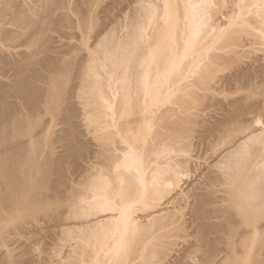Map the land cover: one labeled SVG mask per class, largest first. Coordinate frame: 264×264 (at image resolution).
I'll list each match as a JSON object with an SVG mask.
<instances>
[{
    "label": "bare ground",
    "instance_id": "obj_1",
    "mask_svg": "<svg viewBox=\"0 0 264 264\" xmlns=\"http://www.w3.org/2000/svg\"><path fill=\"white\" fill-rule=\"evenodd\" d=\"M3 1L0 17L12 14L19 29L0 27V34L24 38L30 49L0 56V247L9 248L0 264L33 262L18 259L8 233L27 235L32 249L56 223L60 235L71 236L69 217L82 221L73 228L71 264H264V63H247L258 52L253 46L264 44V0H146L149 32L138 29L140 7L131 19L141 25L125 30L124 45L115 23L82 61L69 57L74 48L57 50L47 32L93 28L92 1L81 0L77 24L72 14L79 5L69 0H32L29 8ZM227 64L232 73L214 74ZM189 73L191 83L184 81ZM214 88L229 96L220 100ZM81 104L86 124L77 188L56 143L77 148ZM217 105L220 116L209 114L213 121L205 122L206 108L214 112ZM198 146L203 157L216 159L197 183L186 182L192 185L186 192L181 182L198 163ZM24 212L32 221L20 228Z\"/></svg>",
    "mask_w": 264,
    "mask_h": 264
},
{
    "label": "rangeland",
    "instance_id": "obj_2",
    "mask_svg": "<svg viewBox=\"0 0 264 264\" xmlns=\"http://www.w3.org/2000/svg\"><path fill=\"white\" fill-rule=\"evenodd\" d=\"M17 1V0H16ZM23 1H27L26 3H24V5L23 4H21V2H23ZM32 0H18V2H20V6L22 5V6H24L25 8H29V7H31L33 4H31L30 2H31ZM84 2H85V5L87 4V6H88V4H89V2H91L92 1V3L90 4V5H92V7H95L94 9V11L93 12H95L94 14L99 18H97V21L98 22H96V19H94L95 20V23H93V28H92V26H91V28H78L77 26H75V27H73V28H69V27H65L64 28V31H63V35L64 36H60V33H61V31L60 32H51V31H48L47 32V35H54V37L56 38V43H55V45H56V49L57 50H62V49H67V50H69V49H71V48H74L72 51H71V54H70V56L69 57H72V56H75V55H80L81 56V61L82 60H84L91 52H94L97 48H98V42H99V40L101 41L103 38H104V36H105V34H106V32H107V34H106V36L109 34V32L111 33V34H113L116 30L118 31H116L117 33V35H118V37H117V39L118 38H120L119 36L122 34V33H124V35L122 34V37H124V38H122V41H121V39H118L119 41H121V43H122V45H124V42L127 40V31H125V30H128L129 29V27L131 26V27H134V25H135V28L137 27V26H140L141 24H138V25H136L135 23H137L138 21L140 22V23H143V26L144 27H142L141 28V26H140V28H138V29H140L139 31L141 32L142 30L141 29H145L146 28V26L145 25H148L147 24V19H146V16H144V14L146 13V12H144V14H143V10H146L147 11V6L149 7L150 6V4H148V1H146V0H143L142 2H144V5L146 6V8H144L143 9V5H141L142 4V2L139 0H114V1H112V0H97V2H95L96 0H83ZM135 1H138V3H141L140 4V6L138 5V4H136V3H133V2H135ZM146 1V2H145ZM157 1V3H158V1L159 0H156ZM17 2V3H18ZM69 2H71L73 5H79V8H78V10H76L72 15H73V19H74V22L77 24L78 22H79V20L81 19V0H69ZM95 2V3H94ZM112 2V3H111ZM116 2V3H115ZM37 3H40L39 1L37 2ZM96 3H99V5L97 4L96 5ZM93 4H95L94 6H93ZM148 4V5H147ZM97 6V7H96ZM129 6H139L138 7V9H137V11H136V8H129ZM89 7H91V6H89ZM128 7V8H127ZM142 9H141V8ZM5 8V4H4V1L2 0H0V11L1 10H3ZM139 8L141 9L140 11L142 12V13H140L138 10H139ZM93 9V8H92ZM135 12H134V11ZM97 11V12H96ZM126 11V12H125ZM127 11H129V13L131 12V11H133V12H131L130 13V15H129V13L127 12ZM139 12V13H138ZM128 13V14H127ZM136 13V15H137V13L138 14H141V15H139V17L138 16H135V15H132V14H135ZM94 15V16H95ZM123 15H129V16H127V17H125V16H123ZM95 16V17H96ZM131 16H135V18H136V21H137V19H138V21L136 22V21H132V20H134V18L132 17V19H131ZM140 16H142V17H140ZM125 17V18H124ZM130 17V18H129ZM138 17V18H137ZM145 17V18H144ZM1 18V17H0ZM6 18V19H5ZM5 18H1L0 19V27H5V29L6 28H8L7 30H16V29H19V28H17V26L16 25H14L13 23H12V21L13 20H11V22H10V19L12 18V14H8V16L7 17H5ZM126 18H127V20H128V18H129V21H125L124 22V19L126 20ZM139 18L141 19H146L145 20V22H143V21H141V20H139ZM130 19H131V21H130ZM123 22H122V21ZM122 22V24H120V23H118L117 24V22ZM147 21V22H146ZM127 22H129V23H131L130 25H129V23H127ZM132 22H134V23H132ZM116 23V24H115ZM127 24V25H129V26H127V25H125V24ZM117 26V28H120L121 26H123V25H125L126 26V28H124V26L123 27H121V28H123V29H115V28H113V27H116L115 25ZM132 24H134V25H132ZM96 25V26H95ZM128 27V28H127ZM131 27H130V29H131ZM111 28H113L112 30H113V33H112V31H111ZM148 28V27H147ZM115 29V30H114ZM129 29V30H130ZM21 30V29H20ZM108 30V31H107ZM110 30V31H109ZM123 30V31H122ZM128 30V31H129ZM148 32H149V30L148 29H146ZM146 30H144V31H146ZM120 32H121V34H120ZM126 32V33H125ZM126 37V38H125ZM3 39V40H2ZM124 39V40H123ZM8 40V39H7ZM26 39H24V38H22V39H19V40H8V41H6V38L2 35V34H0V44H1V41L2 42H4V43H6V45L5 46H2V48H1V50H0V56L2 55V56H4V55H12V54H16V53H22V52H28L29 50L28 49H30V48H28V46L26 45V41H25ZM6 41V42H5ZM98 41V42H97ZM124 41V42H123ZM2 44V45H3ZM121 45V46H122ZM257 45H259V47H257ZM257 45H254L253 47H255L256 48V50L259 48L260 50L264 47V44H262L263 46H261V44H257ZM249 47V46H248ZM243 48V50H247V49H249V50H252V48ZM262 47V48H261ZM122 48V47H121ZM255 48H253L254 50H255ZM257 50L258 52L256 53V52H254L253 50V55L251 54V56H252V58H254V55H256L255 56V58L253 59V60H255V62L256 61H260V60H258L259 58H257V56L258 57H260V59H261V61L262 62H257V63H254V61L252 60V58H251V61H247V59L248 58H250V57H245V58H243V66H246L247 65V63H248V66L250 65V66H252L253 68H255L256 66H257V64L259 65V64H261L262 63V65H263V63H264V53H262L263 51H260V50ZM74 50H76V51H74ZM263 50H264V48H263ZM256 53V54H255ZM259 54V55H258ZM260 54H263V57H262V55H260ZM245 61H247V63L245 62ZM253 61V62H252ZM250 62V63H249ZM252 64V65H251ZM256 66H255V65ZM228 65V64H227ZM229 65H231V64H229ZM227 66L226 67V65H224L222 68H221V70H219V72L217 71V73L215 72L214 74H216V76H223V75H226L225 73H227V74H230V73H232L233 72V66L232 67H230V66ZM230 67V68H229ZM234 67H235V65H234ZM227 68V69H226ZM3 62H2V60H1V58H0V71L1 72H3ZM225 69H226V71H225ZM230 70H231V72H230ZM221 71H222V73H221ZM0 72V73H1ZM230 72V73H229ZM190 75L191 74H193V73H189ZM188 76V77H186L185 78V82H187V80L191 83L192 82V80H194V74L193 75H191V76ZM8 76L9 77H11V78H13V76H12V71H10L9 70V72H8ZM214 76V75H213ZM215 76V77H216ZM221 76V77H222ZM190 77V78H189ZM219 77H216L215 78V81H217V78L219 79ZM220 77V78H221ZM2 78V77H1ZM3 79V78H2ZM5 80H7V78L5 77L4 78ZM243 85H245V84H243ZM70 86H72V82H70V84H69V87ZM215 87V86H214ZM216 88V87H215ZM214 88V90H216ZM218 89H220V88H218ZM213 90V91H214ZM221 90V91H220ZM219 91L218 90H216V91H218V92H220V94L218 95L217 93L218 92H216V98L218 99L219 97H217V95L218 96H220V100H222L221 98H223V97H225V96H223V94H225L226 96H229V92H226V93H224L223 92V89H220ZM245 91V89L243 88V92ZM215 92V91H214ZM221 94H222V96H221ZM231 96V95H230ZM224 99V98H223ZM218 106V108L217 107H215L214 108V112H220V111H218L219 110V108H221V106L220 105H217ZM220 106V107H219ZM83 105L81 104V105H77V110H78V113L80 114L79 115V117L77 118V120H78V123H79V131H80V135H79V137H78V139H79V144L77 145V148L76 149H73L71 146H70V144H69V140H65V141H63V142H58V143H56V145H57V150L59 151V152H64V154H65V156H66V158H65V162H64V173H65V175L66 176H68V178L69 179H72L73 180V182H74V185L77 187V188H81V132L83 131H85V124H86V120H84L85 118H84V109H83ZM210 107V106H209ZM209 107H207L206 108V110L207 111H205V110H203V111H201V112H199L200 114H204L203 112L205 111V114L201 117L202 119H204L205 120V122L207 121V122H209L211 119H210V117L212 118V117H218V115L220 116V113H215L214 114V112L212 111L213 110V105H211V107H210V109H212V110H210L209 109ZM216 109H218L217 111H215ZM221 110V109H220ZM212 113V115H211V113ZM65 113V112H64ZM210 114V117H208V115ZM207 115V116H206ZM204 116L206 117V118H204ZM208 117V118H207ZM263 117H264V114H263ZM263 117H261V119H263V121H264V118ZM201 118H200V121H201ZM214 119H216V118H214ZM209 120V121H208ZM211 121H213V119L211 120ZM263 121H260L261 123L263 122ZM202 122V124H203V120L201 121ZM201 122H200V124H201ZM204 122V123H205ZM260 122H256V124L257 123H259L258 124V126L256 125V127H259V125L261 124ZM201 124V125H202ZM262 124H264V122L262 123ZM61 127H63L62 125H59V126H56V127H52V129L54 128V130H56V131H58ZM199 127V126H198ZM260 127H264V125H260ZM259 129V128H258ZM86 134H88V133H86ZM88 138H87V137ZM91 136V137H90ZM83 138L84 137H86L85 139H90V140H92V141H95L94 139H91L92 138V135L91 134H88V135H85V136H82ZM62 138H65L64 136L62 137ZM227 138H229V141H230V137H227ZM226 138V141H228V139ZM68 139V138H67ZM195 139H197V138H194V141H196ZM199 139V138H198ZM198 139H197V144H198ZM96 142V141H95ZM95 142H93V143H95ZM196 142L194 143V144H196ZM195 146H197V145H195ZM224 145H222V147H223ZM226 146V145H225ZM95 147V146H94ZM199 147V146H198ZM201 148H202V146H201ZM201 148L199 147L198 149L196 148H194V155L196 156V154L197 153H199V154H197V157L198 156H200V158L202 159H200L199 157L198 158H195V159H198V163H199V166L201 167H198V163L197 162H195V161H197V160H195L194 159V162H195V164L197 165V168H195L196 167V165L193 163V165H195L194 166V168L195 169H197V171L194 169V168H192V170L193 171H191L192 173H190V172H188V173H190V174H188L187 173V175L185 174V176L183 177L184 179H183V181L181 182V186H182V189L183 190H186V192L187 191H190L189 190V186H191L190 187V189L192 188V185H188L187 183H189V184H194V183H197L196 181L200 178V176L202 177V173L204 172L203 170L205 169V167L207 168V166H209V165H207V164H211L212 163V161L214 160L215 161V159L213 158V157H215L214 156V154L210 151V154H213V156L211 157V156H207V155H204V157H203V155H202V153H203V151L202 150H204V149H202L201 150ZM222 149H224V147L222 148ZM197 152V153H196ZM209 153V152H208ZM201 154V155H200ZM204 154H207L206 152H204ZM210 154H208V155H210ZM207 156V157H206ZM204 160H206V161H204ZM208 162H210V163H208ZM202 163V164H201ZM201 164V165H200ZM203 164H205V165H203ZM204 167V168H203ZM203 168V169H202ZM201 169V170H200ZM200 170V171H199ZM195 171V172H194ZM198 174H197V173ZM200 174H202V175H200ZM195 177H196V179H195ZM200 179H202V178H200ZM199 179V180H200ZM186 180V181H185ZM192 180H194V182L192 181ZM198 180V181H199ZM187 182V183H186ZM187 186V187H186ZM59 189H64V187H65V185L64 184H62L61 186L59 185ZM181 189V190H182ZM178 192H179V190H178ZM186 195V194H185ZM65 201V200H64ZM63 201V202H64ZM79 202V201H78ZM80 203V202H79ZM81 204V203H80ZM67 206L68 205H66L65 207L67 208ZM65 208V209H66ZM186 209V208H185ZM56 211V213L58 212V210H55ZM30 214H29V212H24L23 213V217H25L24 218V222H23V224H21V225H19V227L20 228H24V226H26L27 225V223H29V222H31L32 221V217L31 216H29ZM39 218L41 219V222H40V226H45L46 225V219H45V215H43L42 213H40L39 215ZM66 216V215H65ZM76 218H78V219H76ZM68 219H71V220H68V221H66V227L65 228H67V227H72V229L70 230H68V231H70V233H75L74 235H75V237H76V229L78 228V227H76V226H79V228L81 227V218L79 219V217H72V218H68ZM76 227V228H75ZM75 230H74V229ZM77 229V230H80V229ZM61 228L57 225V223L50 229V231H49V233L48 234H42L41 236H40V239L39 240H37V242H36V245H34L33 246V248L31 249V247L30 246H28L27 247V244H29V242H28V239L29 238H27V240H25L26 239V237H27V235H26V233L24 234V235H26V237L25 238H20V239H23V240H20V239H18L16 236H14V235H10V233H8V240H13V241H15V242H13V241H11V242H13V243H15V245L14 244H12V248H14V247H16V251L14 252V254L15 255H18V256H20V257H23V258H18L20 261H21V259H22V261H25V258L28 260V259H30V260H28L29 262L31 261H33L32 263L33 264H61V262L63 261V263H66V262H68V263H66V264H69L70 262H71V260H72V258L70 257V256H72L73 257V255H74V253H73V247H74V245L77 243V241H78V235H77V240H76V238L73 236V234L71 235V236H69L70 237V239H67V238H69L68 236L65 238L64 237V235L62 236V235H60L61 234V231L62 230H60ZM73 230L75 231V232H73ZM65 231H67V229H65ZM78 232V231H77ZM81 232V231H80ZM70 233H69V235H70ZM79 233V232H78ZM28 237H29V234H28ZM15 238L16 239H18V240H15ZM75 238V239H74ZM64 239H67V240H64ZM29 241H30V239H29ZM75 241H76V243H75ZM23 244H22V243ZM182 244H184V241L183 240H181V245L178 247L179 249H181L182 248ZM24 245V246H23ZM73 245V246H72ZM26 246V247H25ZM21 247V248H20ZM22 247H25V248H22ZM29 247H30V250H28L29 249ZM28 248V249H27ZM72 248V249H71ZM7 249H9L8 247H6V246H4V247H0V252L1 253H6V250ZM18 249V250H17ZM21 249V250H20ZM23 249V250H22ZM75 250H76V245H75V248H74ZM25 250V251H24ZM31 251V252H28V251ZM4 251V252H3ZM21 251H22V253H21ZM70 251L72 252L71 254H70ZM7 252H8V250H7ZM17 252V253H16ZM32 253V254H31ZM27 256H26V255ZM73 254V255H72ZM23 255V256H22ZM246 255V254H245ZM244 255V256H245ZM247 255H248V253H247ZM29 256H31V257H29ZM69 257L71 258L70 260H69ZM32 258V259H31ZM246 259H248V257H245ZM24 259V260H23ZM64 259V260H63ZM26 260V261H27ZM32 263H29V264H32ZM71 264V263H70Z\"/></svg>",
    "mask_w": 264,
    "mask_h": 264
}]
</instances>
